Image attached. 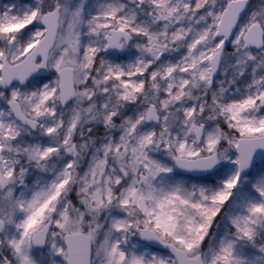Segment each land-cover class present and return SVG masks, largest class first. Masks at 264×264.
Segmentation results:
<instances>
[{
	"label": "snow or ice",
	"instance_id": "snow-or-ice-1",
	"mask_svg": "<svg viewBox=\"0 0 264 264\" xmlns=\"http://www.w3.org/2000/svg\"><path fill=\"white\" fill-rule=\"evenodd\" d=\"M0 264H264V0H0Z\"/></svg>",
	"mask_w": 264,
	"mask_h": 264
}]
</instances>
